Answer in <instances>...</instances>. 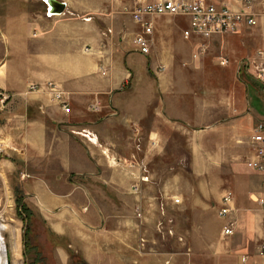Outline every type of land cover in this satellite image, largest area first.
Masks as SVG:
<instances>
[{
  "label": "crops",
  "instance_id": "1",
  "mask_svg": "<svg viewBox=\"0 0 264 264\" xmlns=\"http://www.w3.org/2000/svg\"><path fill=\"white\" fill-rule=\"evenodd\" d=\"M55 1L60 13L48 0H15L0 13V150L21 165L23 203L57 257L163 264L170 253L141 248L156 226L157 238L191 244L190 264H264V206L254 200L263 176L246 167L253 126L264 122L263 85L246 64L264 56L261 30L186 38V16L154 15L143 54L132 43L142 28L130 11L151 0ZM263 8L253 0L248 9ZM47 82L61 89L69 113ZM182 148L191 170H166ZM226 193L230 211L220 216ZM182 211L205 223L190 226V241L181 225L174 231ZM229 222L233 232L224 235Z\"/></svg>",
  "mask_w": 264,
  "mask_h": 264
},
{
  "label": "built area",
  "instance_id": "2",
  "mask_svg": "<svg viewBox=\"0 0 264 264\" xmlns=\"http://www.w3.org/2000/svg\"><path fill=\"white\" fill-rule=\"evenodd\" d=\"M241 1L244 7L234 9L228 5H218L207 3L205 0H151L136 1L130 11L131 19L142 28L137 33L132 43L134 47L143 54L149 53V39L147 34L151 32V23L147 17L154 15H184L188 18V27L183 31L184 37L191 34H199L203 37H209L213 34L234 32L242 27L259 28L264 37V8L260 12L249 10L253 0ZM53 13V12H52ZM260 59L247 60V66L251 67V73L260 81L264 90V56L261 51L258 52ZM45 89L51 94L53 99L57 100L65 113H69L70 108L67 105L64 94L61 89L53 82L44 84ZM30 90L40 88L38 84H31ZM252 156L246 161V167L263 176L262 193L256 195L254 200L264 206V122H257L252 129L250 137ZM147 175L140 177V182H148ZM136 189L137 186L135 185ZM232 202L231 193H226L221 199V206L218 210L220 216H225L230 211ZM233 232V222L226 223L222 228L224 235H230ZM141 239V243H144ZM260 252L264 254V242L259 247Z\"/></svg>",
  "mask_w": 264,
  "mask_h": 264
},
{
  "label": "rangeland",
  "instance_id": "3",
  "mask_svg": "<svg viewBox=\"0 0 264 264\" xmlns=\"http://www.w3.org/2000/svg\"><path fill=\"white\" fill-rule=\"evenodd\" d=\"M14 5L15 0H0V13L6 12L8 9L12 10V8L15 7ZM260 108L264 111L263 105L259 102L257 109L262 115L263 111L261 112ZM1 152L2 151L0 150V160H9L11 162V165L5 167L0 163V225L5 226L2 234L7 245L10 264H73L77 262V254L71 255L67 261L60 260L53 251V246L49 242L50 240H48V238L50 239V236L48 237L49 234L45 230V226L38 220L33 219L27 209L25 211L20 210L18 199L22 197L23 201V196L21 191H19L21 187L19 184V171L21 169V165L19 167V163L15 161L13 155L9 154V156H6V153ZM188 156L189 155L186 149L182 148L181 151H179V153H177L174 157L177 160V163L173 164V162H169L166 170L175 169L180 171H190L191 168L188 163ZM211 204L210 209L214 214H217L219 202L211 201ZM135 212L137 216H140V212L138 210H135ZM177 214L178 216L180 215L179 220L172 213L176 219L175 220L172 216L175 222V230H173L177 233L178 228L181 225L182 232H185V229H187L188 233H186V239L190 241L189 235L191 234L189 233V230L195 229L190 226L195 224L200 227L204 222L199 221L200 218L199 220H191V218L188 217L189 214L187 212L182 211V213L177 212ZM217 222L218 220H216V218L212 219V224L216 225ZM210 224L211 222H206L208 230L211 228ZM157 234H159V232L155 226L152 239L148 241L149 244L145 240L146 242L144 241V245L141 246V248L145 249V244H147L153 248L152 251L162 249L167 253H170L166 255V259L163 264H173L176 258L178 260L176 261L177 264H190V258L185 255V251L191 245L188 241V243H179L175 240V237L166 235L165 238L163 236L157 238ZM178 250H180V253L177 256H174L173 260V254H176Z\"/></svg>",
  "mask_w": 264,
  "mask_h": 264
},
{
  "label": "bare ground",
  "instance_id": "4",
  "mask_svg": "<svg viewBox=\"0 0 264 264\" xmlns=\"http://www.w3.org/2000/svg\"><path fill=\"white\" fill-rule=\"evenodd\" d=\"M4 229L5 226L0 225V264H8L7 261L8 249L2 234V231H4Z\"/></svg>",
  "mask_w": 264,
  "mask_h": 264
},
{
  "label": "water",
  "instance_id": "5",
  "mask_svg": "<svg viewBox=\"0 0 264 264\" xmlns=\"http://www.w3.org/2000/svg\"><path fill=\"white\" fill-rule=\"evenodd\" d=\"M48 3L51 7V12H53V13H60L64 9V4L59 2V1L48 0ZM7 261H8V264H10L8 255H7ZM73 264H86V263H84L82 261H77Z\"/></svg>",
  "mask_w": 264,
  "mask_h": 264
},
{
  "label": "trees",
  "instance_id": "6",
  "mask_svg": "<svg viewBox=\"0 0 264 264\" xmlns=\"http://www.w3.org/2000/svg\"><path fill=\"white\" fill-rule=\"evenodd\" d=\"M18 202H19L18 204H19L20 210L25 211L27 208L22 201V197L20 199H18Z\"/></svg>",
  "mask_w": 264,
  "mask_h": 264
}]
</instances>
